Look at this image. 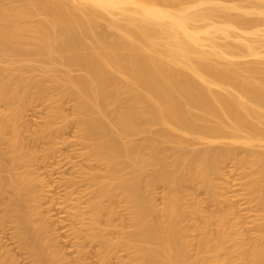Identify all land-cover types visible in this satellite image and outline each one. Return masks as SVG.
<instances>
[{
    "label": "bare ground",
    "instance_id": "bare-ground-1",
    "mask_svg": "<svg viewBox=\"0 0 264 264\" xmlns=\"http://www.w3.org/2000/svg\"><path fill=\"white\" fill-rule=\"evenodd\" d=\"M260 25L264 0H0V215L35 264L66 259L28 208L41 201L38 183L53 190L25 149L37 101L50 108L29 132L34 145L50 144L43 162L57 159V208L80 259L90 243L100 264L119 252L127 264H264Z\"/></svg>",
    "mask_w": 264,
    "mask_h": 264
},
{
    "label": "rangeland",
    "instance_id": "rangeland-1",
    "mask_svg": "<svg viewBox=\"0 0 264 264\" xmlns=\"http://www.w3.org/2000/svg\"><path fill=\"white\" fill-rule=\"evenodd\" d=\"M257 28H259V30H263L264 25H260ZM260 35L263 36L264 32H260ZM257 39H263V38H257ZM225 41H226L225 39L220 38L221 43H225ZM243 59L248 60V61H257L258 60V58L254 57V56H247V57H244ZM64 99L65 100L63 101V104L64 103L65 104H64V106L62 105V108L69 117H73L72 114H73V112H75L74 111L75 107L73 104L74 101L70 102V101H72L71 98H64ZM57 105L54 104L53 106H57ZM32 106H36L37 109L35 107H33V109H31L30 111L27 112L28 115L24 117V118H28L29 121L31 119L32 122L31 121L26 122V123H29L28 127L24 126L22 128L23 137L25 138V147H26L25 149L30 151L34 148V150H36V153L39 154L41 156V158H39L40 156L37 155L38 159L35 158V159H37V160L34 159L35 162H33V160H32V163H31L32 165H31L30 170L31 171L33 170L34 174L37 173L38 175H40V177L49 181L47 184H49L50 188L53 189L50 192H47L48 189L46 191V188L44 186H42L41 183H40L39 187H38L39 183L36 185V187H37L36 190L38 192L37 194L38 195L40 194L41 201L36 202V203L35 202L31 203L28 207L30 210L33 211V220L36 223H41L42 221H44L46 223L47 229H46L45 234L49 235V237L52 239V241L50 242L51 249L54 251H57V252H63L65 254L66 259L65 260L58 259L56 261V264H95V263L100 264L99 263L100 262V256L98 253L99 252V249H98L99 246L97 244H90V243L87 244L88 245L86 247V249H87L86 253L87 254L85 255V259H80V256L76 251V238H74V237L72 238V236L70 235V231H69L70 230L69 227H70V223H71L70 216L68 215L67 212H65V211L62 212L63 210L61 211L60 208L59 209L57 208V207H59V204H60L62 197H63V195H61V193L63 192V189H62L63 187H61V189L59 188L60 189L59 190L58 185H56V186H54V185L57 184L55 182H62V180L60 179L61 175H59L57 173H53L51 171V167H50V163H49V162H52V163H54V165H56L55 163H57V161H56L57 159L51 158L48 160L49 161L48 163L43 162L42 157H44L45 150L43 151L42 149L47 148L48 145H50V144H46L44 142V143H37V145H34L35 143H33L32 134L30 133L33 131V129L39 128V126L43 122L44 116L46 115L45 113L47 112V110L50 107H47V105H44V104H42V102H38V101L35 103H32L31 107ZM28 119H24V120L28 121ZM70 123H69L68 127L66 128V131H64V136H66L69 139H71L73 136L78 134L77 133L78 128L76 127L75 122H73L71 124ZM29 130H30V132H29ZM58 146L62 147L63 150H67V147H68L67 145H64V144H58ZM226 170L230 171V166H228L226 168ZM236 173L231 174L230 180H232L233 177L238 176ZM63 174H64V177H68L70 175V169L68 170V169L64 168ZM44 179H43V182H47V181H44ZM51 185H52V187H51ZM54 187H56L57 189H55ZM43 188H45V190ZM190 190L194 191V193L196 192V194H198L199 198H201L203 200L206 212L210 213V212L216 211L215 210L216 205H214V203L209 200L206 191L202 190L201 188L199 189L197 185L191 186ZM156 191L158 192L157 195L159 194V197L158 196L156 197V198H158V200L156 199L157 200L156 204H158L160 201H162L161 192L163 191V186H158ZM235 193L236 194H238V193L244 194L245 193L244 186L237 189L235 191ZM10 195H11V192L8 190L4 194V196L6 197L5 199L7 200ZM118 199H120V200H118L119 204L121 206L120 210L125 214L127 212V211H124L125 202L121 198H118ZM245 201H246V199L243 197V199H241L239 201V203L244 204ZM55 202L58 204H56ZM222 205L225 206V203H223ZM243 213H247V214H244L245 216H247V215L249 216L250 213L253 214V212H248V211L247 212L244 211ZM0 219L3 220V222H0V260L4 259V260L11 262L12 264H35V257L29 252L28 248L23 243V241L21 240V238L19 237V235L17 234V232L13 228L12 224L9 221L4 220L3 214L0 215ZM116 223L119 224L120 219H118L116 221ZM211 229L213 231H215V226H211ZM193 237L195 239L197 237V233H193ZM121 253L119 252V254L114 256V258L110 261V264H116L117 256H118V258H117L118 260H120L121 257L122 258L125 257V258H123L124 260L123 259L120 260V262L122 261L123 263L117 262V264H127L128 261H125L127 258H126V256H124V254L126 255V253L125 252H121ZM124 261L127 263H124ZM234 263L237 264V261H234Z\"/></svg>",
    "mask_w": 264,
    "mask_h": 264
}]
</instances>
